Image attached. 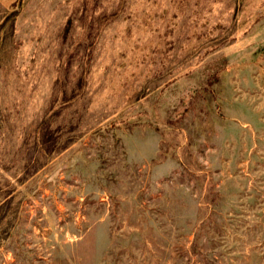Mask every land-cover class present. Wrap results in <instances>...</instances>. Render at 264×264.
Returning <instances> with one entry per match:
<instances>
[{
  "label": "rangeland",
  "instance_id": "rangeland-1",
  "mask_svg": "<svg viewBox=\"0 0 264 264\" xmlns=\"http://www.w3.org/2000/svg\"><path fill=\"white\" fill-rule=\"evenodd\" d=\"M0 264H264V0H0Z\"/></svg>",
  "mask_w": 264,
  "mask_h": 264
}]
</instances>
